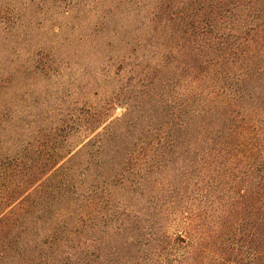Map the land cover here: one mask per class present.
<instances>
[{"label":"trees","instance_id":"16d2710c","mask_svg":"<svg viewBox=\"0 0 264 264\" xmlns=\"http://www.w3.org/2000/svg\"><path fill=\"white\" fill-rule=\"evenodd\" d=\"M0 264H264V0H0Z\"/></svg>","mask_w":264,"mask_h":264},{"label":"rangeland","instance_id":"374dc122","mask_svg":"<svg viewBox=\"0 0 264 264\" xmlns=\"http://www.w3.org/2000/svg\"><path fill=\"white\" fill-rule=\"evenodd\" d=\"M41 18V17H40ZM49 29H51V27H49ZM39 33L40 39L38 41V44L43 45V42L45 43L44 49L47 50L48 48H50L51 45V41L55 43H58V40H62V39H58L57 37H53L48 31L47 29L45 30H38L37 31ZM63 37L65 36V34L62 35ZM44 40V41H42ZM47 43V44H46ZM50 50V49H49ZM60 50H63V47L60 45ZM93 64L90 65V63H88L91 67V72L92 74L96 73L94 75V79H103V77L101 76V70H99V68L97 69V71H95V68L97 64H94L95 61L92 62ZM78 69L74 68L71 70L65 69L63 71V73L59 76V77H53L52 79L49 78H39L40 80L37 81H28L26 80V82H20L21 86H24L26 88H29L30 90H33L32 93L34 94V98L36 97L40 101H43V99H45L48 103H45L46 105H50V104H60L61 103V95L62 92L60 93L61 90H68L70 88H72L75 85V76L78 74ZM18 84V85H20ZM25 84V85H24ZM94 92L96 93H91L90 96V100H98L100 98V92L99 89L96 87L93 88ZM53 96H55L54 98H52ZM6 100H10L12 99L14 102L13 96L11 94L8 95L7 98H5ZM17 101V100H16ZM33 103V99L31 97L29 98H25L24 103L21 105L24 108V104H32ZM39 105H36L33 109V113H37L39 110H41V107L39 109L38 107ZM23 110V109H22ZM124 111L123 107L119 106L118 108L115 109L114 114L115 116H120V114Z\"/></svg>","mask_w":264,"mask_h":264}]
</instances>
